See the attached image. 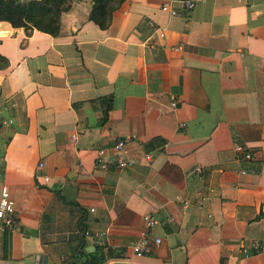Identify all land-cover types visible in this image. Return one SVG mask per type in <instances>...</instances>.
<instances>
[{"label": "crops", "instance_id": "0c3cea01", "mask_svg": "<svg viewBox=\"0 0 264 264\" xmlns=\"http://www.w3.org/2000/svg\"><path fill=\"white\" fill-rule=\"evenodd\" d=\"M167 1L125 0L103 30L73 1L55 36L0 21V264H264V0ZM118 139L130 167L94 169ZM147 213L161 242L136 257Z\"/></svg>", "mask_w": 264, "mask_h": 264}, {"label": "built area", "instance_id": "2783aa9c", "mask_svg": "<svg viewBox=\"0 0 264 264\" xmlns=\"http://www.w3.org/2000/svg\"><path fill=\"white\" fill-rule=\"evenodd\" d=\"M21 3L29 2L32 0H18ZM237 2H245L247 0H236ZM173 3H179L184 11L188 13L194 6L193 0H169L163 2L161 8L167 10L170 16H175L176 12L173 9ZM148 27L152 29L153 34L158 38H163L164 33L159 29L155 28L151 22L148 23ZM168 104L169 107L174 109L176 107L175 98L171 95H168ZM2 124H4L2 122ZM179 128H182L183 125L179 124ZM134 139V136L130 137ZM127 139H118L114 141L111 145L105 147H99L94 151L92 165L93 168L102 172L109 170L120 171L130 167L131 161L128 158V149L126 147ZM241 157L243 160H249L250 154L247 150L240 146H233V158L237 159ZM38 167H41V164H38ZM243 173V172H241ZM191 174L196 176L197 179L201 178V168L198 165L193 166L191 169ZM44 181H47V178H43ZM207 193L210 194L213 192L211 188H207ZM188 201L182 202V208H186ZM92 211V210H90ZM209 217V216H208ZM0 223L1 228L4 230H12L15 225V220L13 218V202L8 199V194L6 188L2 186L0 188ZM157 224V218L153 214H144L142 216V229L139 233L138 238L131 244L130 249L134 256L142 257L146 254L148 247L150 245L159 246L160 238L153 237L151 235V229ZM83 236L91 237L96 240H101L104 238V233L102 232H91L84 231ZM260 250V246L257 242H252L248 248L243 245L240 247V255L244 258H247L253 254H256Z\"/></svg>", "mask_w": 264, "mask_h": 264}, {"label": "trees", "instance_id": "16d2710c", "mask_svg": "<svg viewBox=\"0 0 264 264\" xmlns=\"http://www.w3.org/2000/svg\"><path fill=\"white\" fill-rule=\"evenodd\" d=\"M82 0H32L21 3L18 0H0V21L13 28H23L26 35L32 30L55 36L58 31V19L62 12L69 9L71 2ZM91 2L88 20L100 29H106L112 13L125 0H89ZM110 109V103L104 115ZM99 257H86L83 264H95L102 261Z\"/></svg>", "mask_w": 264, "mask_h": 264}]
</instances>
